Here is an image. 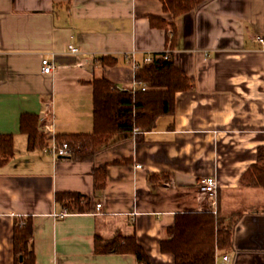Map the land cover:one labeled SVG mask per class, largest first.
I'll list each match as a JSON object with an SVG mask.
<instances>
[{
	"label": "crops",
	"instance_id": "1",
	"mask_svg": "<svg viewBox=\"0 0 264 264\" xmlns=\"http://www.w3.org/2000/svg\"><path fill=\"white\" fill-rule=\"evenodd\" d=\"M153 16L168 28L152 27ZM257 37L264 38V0H210L176 21L160 0H0V134H12L15 146L0 167V264H15V224L28 218L36 264H140L132 254L96 253L97 238L119 235H135L151 264H175L160 244L178 214L212 209L198 190L203 178L217 180L222 216L240 214L232 248L218 255L230 254V264H264V190L241 184L264 146V45ZM167 50L193 87L176 95L174 113L154 131L118 135L93 161L45 152L56 136L93 131L95 79L133 89L128 54L138 52L142 64L145 53ZM46 57L53 74L43 72ZM23 114L39 116L48 146L28 150ZM102 167L100 191L95 171ZM63 192L88 196L84 211L58 203ZM64 208L70 214L54 218Z\"/></svg>",
	"mask_w": 264,
	"mask_h": 264
},
{
	"label": "trees",
	"instance_id": "2",
	"mask_svg": "<svg viewBox=\"0 0 264 264\" xmlns=\"http://www.w3.org/2000/svg\"><path fill=\"white\" fill-rule=\"evenodd\" d=\"M160 1L164 11L176 21L210 0ZM150 23L159 29H167L169 25L165 19L156 16L151 17ZM103 61H107V65H115V58L106 57ZM135 80L137 85H145L147 90H123L104 77L93 81V131L56 136L59 143H69L68 158L93 161L98 151L107 147L118 135L154 131L162 117L174 113L176 95L186 93L193 87L191 79L176 66L172 55L166 59L164 52L155 53L151 63L141 64L136 70ZM20 130L28 137L29 151L48 146L47 137L40 131L39 116L23 114ZM14 156V136L0 134V167ZM115 164L121 165L123 161L117 160ZM95 177L97 189L103 190L107 181L106 168H98ZM241 184L264 190V146L257 149V161L243 174ZM56 200L70 211L82 213L89 197L63 192L56 194ZM217 210V214L212 209L178 214L173 226L168 228L169 238L161 241V252L173 256L175 264H216L219 252L232 248L234 230L240 220L239 213L225 217L220 214L219 208ZM33 238L32 219L18 220L13 235L15 264H36V256L31 249ZM95 251L100 255L132 254L140 264H151L149 254L135 235H119L110 242L97 238Z\"/></svg>",
	"mask_w": 264,
	"mask_h": 264
},
{
	"label": "built area",
	"instance_id": "3",
	"mask_svg": "<svg viewBox=\"0 0 264 264\" xmlns=\"http://www.w3.org/2000/svg\"><path fill=\"white\" fill-rule=\"evenodd\" d=\"M170 35L173 37L174 34L172 31H170ZM257 41L260 44L264 45V38L263 37H257ZM69 52L71 54L77 55L81 54L80 50L74 46H70L68 48ZM131 56L134 66L136 70L140 67L141 64L137 63L134 59L138 55V52L133 51L132 53L128 54ZM165 58L168 59L171 56V51L167 50L164 52ZM57 53H51L49 55L50 58H57ZM46 57L42 60V66H43V72L45 74H53L56 71V65L53 63V61ZM154 54L151 53H145V59L142 64H148L153 61ZM134 90L140 89L142 91H146L147 88L145 85H137L135 82ZM45 152L53 155L55 160H58L60 158H67L69 156V150L70 145L67 142L59 143L56 137L53 139V142L50 144V146L44 148ZM218 182L215 178H203L198 183V190L201 194H204L211 200V207L215 214H217L218 209ZM103 209V204H97L96 205V212H100ZM70 214V211L66 208H64L61 212L54 213L53 216L56 219L64 218ZM231 257L230 254H222L218 255L216 257V264H230Z\"/></svg>",
	"mask_w": 264,
	"mask_h": 264
},
{
	"label": "rangeland",
	"instance_id": "4",
	"mask_svg": "<svg viewBox=\"0 0 264 264\" xmlns=\"http://www.w3.org/2000/svg\"><path fill=\"white\" fill-rule=\"evenodd\" d=\"M105 63H107V61Z\"/></svg>",
	"mask_w": 264,
	"mask_h": 264
}]
</instances>
